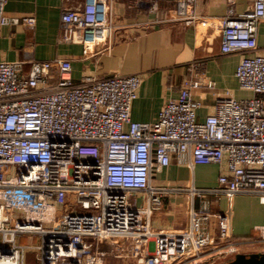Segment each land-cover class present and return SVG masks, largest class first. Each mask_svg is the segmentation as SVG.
<instances>
[{
	"label": "built area",
	"instance_id": "2783aa9c",
	"mask_svg": "<svg viewBox=\"0 0 264 264\" xmlns=\"http://www.w3.org/2000/svg\"><path fill=\"white\" fill-rule=\"evenodd\" d=\"M196 0H176V14L195 26L196 57L179 95L168 99L152 122L134 120L142 74L73 77L70 57L34 60L29 73L21 61L0 60V264H109L112 244L132 240L135 264H206L264 244V222L236 233L233 209L210 225L206 205L191 211L188 228L154 232L150 219L175 190L153 182L174 155L189 164L226 162L216 189L193 188L205 196L221 192L264 197V52L259 27L264 0L237 11L227 0L223 15H199ZM0 28L20 21L5 13ZM133 8L140 0H133ZM112 0H63L60 39L98 55L113 46ZM34 26V15L23 19ZM98 46H102L97 50ZM240 53L235 74L244 98L229 90L217 95L214 112L199 119L202 102L194 88L215 89L207 75L208 55ZM38 234L39 244L19 242Z\"/></svg>",
	"mask_w": 264,
	"mask_h": 264
},
{
	"label": "crops",
	"instance_id": "0c3cea01",
	"mask_svg": "<svg viewBox=\"0 0 264 264\" xmlns=\"http://www.w3.org/2000/svg\"><path fill=\"white\" fill-rule=\"evenodd\" d=\"M133 3V0H112L113 46L109 52L87 55L83 53L82 44L60 39L63 0H7L5 13L19 17L20 21L0 28V60L21 61L23 72L29 73L34 60L70 57L75 80L88 74L107 76L139 72L142 83L131 116L137 121L152 122L158 118L165 102L179 95L183 80L188 76L189 64L197 54L196 30L193 24L176 14V0H140L130 8ZM228 6L227 0L195 1V11L199 15H223ZM251 7L252 0L236 2L239 12ZM28 15L36 18L33 27L23 20ZM259 43V51L264 52V22L259 27ZM212 52L206 59L205 70L216 82V88L192 89L193 96L202 102L197 111L199 119L214 112L217 95H224L227 90L236 98L252 95L251 91L240 87L235 74L242 54ZM188 160L189 155H174L170 165L153 179L157 185L175 188L151 216L154 232L188 228L191 211L201 210L204 205L211 212L213 229L217 228L216 214L225 211L229 204L233 209L236 233L251 232L264 222V197L260 195L238 193L230 203L227 195L221 192L208 191L205 196L192 192L193 188L216 189L219 176L226 171V162L190 165ZM27 239L32 241L27 242ZM18 240L35 246L40 236L24 234ZM255 248L254 244H245L241 251ZM111 257L109 264H112ZM26 264H37L33 251L26 254Z\"/></svg>",
	"mask_w": 264,
	"mask_h": 264
},
{
	"label": "rangeland",
	"instance_id": "374dc122",
	"mask_svg": "<svg viewBox=\"0 0 264 264\" xmlns=\"http://www.w3.org/2000/svg\"><path fill=\"white\" fill-rule=\"evenodd\" d=\"M27 242H31V239H27ZM249 244H254V246H256L257 248L255 249H250L251 251L248 252H254V251H262L264 250V244H260L257 242H253V243H249ZM244 245H242L240 247V249L237 252H240ZM132 240L130 239H125L123 240V242H121V244H113V255L111 257V263L112 264H135L133 258L131 257V250H132ZM249 250V249H248ZM230 253L229 255L225 256V257H218V258H214L211 259L208 263L206 264H217V263H221L224 262L226 260L231 259L232 257H234V255L237 253ZM243 252V251H242Z\"/></svg>",
	"mask_w": 264,
	"mask_h": 264
},
{
	"label": "water",
	"instance_id": "95a60500",
	"mask_svg": "<svg viewBox=\"0 0 264 264\" xmlns=\"http://www.w3.org/2000/svg\"><path fill=\"white\" fill-rule=\"evenodd\" d=\"M217 264H264V250L254 252H237L234 257Z\"/></svg>",
	"mask_w": 264,
	"mask_h": 264
}]
</instances>
